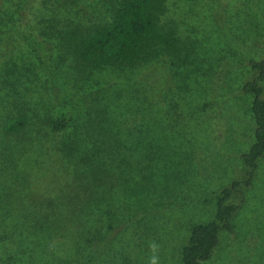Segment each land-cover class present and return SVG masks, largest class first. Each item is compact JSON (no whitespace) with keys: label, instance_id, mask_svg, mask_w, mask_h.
<instances>
[{"label":"rangeland","instance_id":"obj_1","mask_svg":"<svg viewBox=\"0 0 264 264\" xmlns=\"http://www.w3.org/2000/svg\"><path fill=\"white\" fill-rule=\"evenodd\" d=\"M115 2L0 0V264H148L153 242L159 264H183L193 224L213 219L220 190L247 176L242 156L256 125L243 87L258 74L250 62L264 59V0H167L180 67L81 71L62 61L46 34L97 25ZM81 97L82 123L106 119L103 133L118 138L116 160L126 161L98 194L101 206L86 183L77 193L74 165L45 122ZM26 113L30 124L8 134V119ZM230 203L240 206L234 231L220 234L206 264H264V155Z\"/></svg>","mask_w":264,"mask_h":264},{"label":"trees","instance_id":"obj_2","mask_svg":"<svg viewBox=\"0 0 264 264\" xmlns=\"http://www.w3.org/2000/svg\"><path fill=\"white\" fill-rule=\"evenodd\" d=\"M115 1L107 18L97 25H76L60 29L52 35L46 34L54 46L63 51L61 60H70L81 71L123 72L159 60L180 67L184 60V45L177 22L165 18L167 0ZM22 36L35 52L38 51L37 46L44 52L48 48L46 42L33 35L23 32ZM250 65L258 74L243 87L246 93L254 94L251 111L256 125L254 142L242 156L249 168L247 176L232 181L220 190L213 219L193 224L188 243L182 249L183 264H206L220 243V234L234 231L233 220L240 206L230 203V200L235 193L252 186L259 159L264 155V59L252 60ZM102 91H97L95 97ZM87 114V98L81 97L74 106L59 110L56 116H47L45 122L52 128L58 151L74 165V179L79 187L77 193L84 194L80 187L86 183L85 194L95 201V205L101 206L104 198H98V194L116 173L115 166L126 161L116 160L117 145H120L118 138L103 133V130H107L108 121L104 119L102 123L87 125L82 123ZM29 124L30 116L21 114L9 118L5 130L13 134ZM81 128L86 129L85 133L79 134ZM62 220L63 217L57 218L55 224L60 225Z\"/></svg>","mask_w":264,"mask_h":264},{"label":"clouds","instance_id":"obj_3","mask_svg":"<svg viewBox=\"0 0 264 264\" xmlns=\"http://www.w3.org/2000/svg\"><path fill=\"white\" fill-rule=\"evenodd\" d=\"M149 247H150V250L153 253V255H151L149 257L148 264H159V261H160V257L158 255L159 245H157L155 242H153L149 245Z\"/></svg>","mask_w":264,"mask_h":264}]
</instances>
